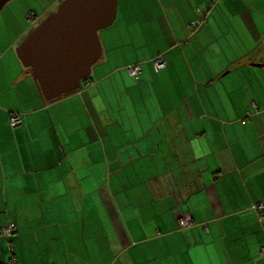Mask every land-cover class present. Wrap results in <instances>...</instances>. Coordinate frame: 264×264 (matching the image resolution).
I'll use <instances>...</instances> for the list:
<instances>
[{"label": "crops", "instance_id": "crops-1", "mask_svg": "<svg viewBox=\"0 0 264 264\" xmlns=\"http://www.w3.org/2000/svg\"><path fill=\"white\" fill-rule=\"evenodd\" d=\"M60 1L0 10V227L17 226L16 264H264V0H118L90 75L45 100L15 48Z\"/></svg>", "mask_w": 264, "mask_h": 264}, {"label": "water", "instance_id": "water-1", "mask_svg": "<svg viewBox=\"0 0 264 264\" xmlns=\"http://www.w3.org/2000/svg\"><path fill=\"white\" fill-rule=\"evenodd\" d=\"M8 1L0 0V10ZM117 2L61 0L16 46L17 58L45 100L79 88L90 75L102 53L98 32L112 25Z\"/></svg>", "mask_w": 264, "mask_h": 264}, {"label": "built area", "instance_id": "built-area-1", "mask_svg": "<svg viewBox=\"0 0 264 264\" xmlns=\"http://www.w3.org/2000/svg\"><path fill=\"white\" fill-rule=\"evenodd\" d=\"M198 17L195 22L191 23V28H194L198 21H201L202 19V12L200 10H197ZM28 20H33L35 17L34 12H30L26 15ZM152 65L155 71H159L162 68L165 67V61L162 58L161 55L155 56L152 59ZM127 74L132 77L134 80H138L140 74H141V66L138 63L130 64L126 66ZM21 119L17 114H12L9 116V125L11 127H15L18 124H20ZM253 209L256 211L257 218L260 222L264 221V202H259L253 206ZM191 224V219L187 217H180L178 219V226L179 228H184L186 226H189ZM17 226L14 222H8L0 227V237L8 241L7 245V251L10 255L9 258V264H16V257L14 255V249L12 244L10 243L9 239L10 237L16 233ZM260 254L264 256V246L260 249Z\"/></svg>", "mask_w": 264, "mask_h": 264}, {"label": "trees", "instance_id": "trees-1", "mask_svg": "<svg viewBox=\"0 0 264 264\" xmlns=\"http://www.w3.org/2000/svg\"><path fill=\"white\" fill-rule=\"evenodd\" d=\"M28 69V68H27ZM34 82L36 83V86L38 87V90H39V92H40V94H41V91H40V89H39V86H38V84H37V82L34 80ZM42 95V94H41ZM15 234V233H14ZM13 246V245H12ZM14 249V248H13ZM14 255H15V252H14ZM9 258H10V255H9Z\"/></svg>", "mask_w": 264, "mask_h": 264}, {"label": "rangeland", "instance_id": "rangeland-1", "mask_svg": "<svg viewBox=\"0 0 264 264\" xmlns=\"http://www.w3.org/2000/svg\"><path fill=\"white\" fill-rule=\"evenodd\" d=\"M100 32H102V31H99V32H98V37H99V38H100V34H102V33H100Z\"/></svg>", "mask_w": 264, "mask_h": 264}]
</instances>
